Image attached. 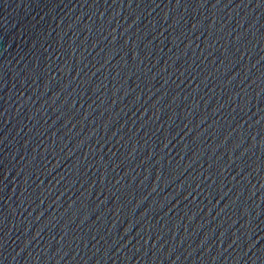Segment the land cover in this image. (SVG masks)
I'll list each match as a JSON object with an SVG mask.
<instances>
[{
  "label": "water",
  "instance_id": "water-1",
  "mask_svg": "<svg viewBox=\"0 0 264 264\" xmlns=\"http://www.w3.org/2000/svg\"><path fill=\"white\" fill-rule=\"evenodd\" d=\"M0 264H264V0H0Z\"/></svg>",
  "mask_w": 264,
  "mask_h": 264
}]
</instances>
